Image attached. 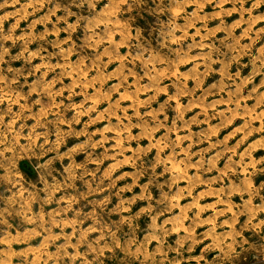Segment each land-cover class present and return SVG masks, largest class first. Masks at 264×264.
Masks as SVG:
<instances>
[{
    "label": "rangeland",
    "instance_id": "rangeland-1",
    "mask_svg": "<svg viewBox=\"0 0 264 264\" xmlns=\"http://www.w3.org/2000/svg\"><path fill=\"white\" fill-rule=\"evenodd\" d=\"M0 264H264V0H0Z\"/></svg>",
    "mask_w": 264,
    "mask_h": 264
}]
</instances>
